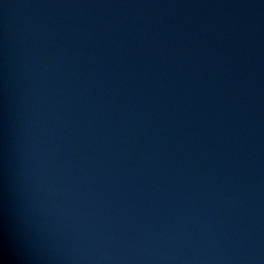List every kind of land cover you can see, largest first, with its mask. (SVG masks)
<instances>
[{"label": "water", "instance_id": "95a60500", "mask_svg": "<svg viewBox=\"0 0 264 264\" xmlns=\"http://www.w3.org/2000/svg\"><path fill=\"white\" fill-rule=\"evenodd\" d=\"M10 264H264V0H0Z\"/></svg>", "mask_w": 264, "mask_h": 264}, {"label": "clouds", "instance_id": "9594fccd", "mask_svg": "<svg viewBox=\"0 0 264 264\" xmlns=\"http://www.w3.org/2000/svg\"><path fill=\"white\" fill-rule=\"evenodd\" d=\"M0 264H10V257L6 243L0 245Z\"/></svg>", "mask_w": 264, "mask_h": 264}]
</instances>
